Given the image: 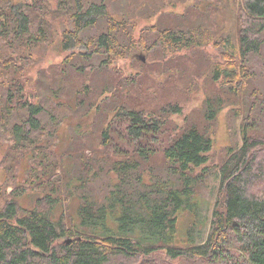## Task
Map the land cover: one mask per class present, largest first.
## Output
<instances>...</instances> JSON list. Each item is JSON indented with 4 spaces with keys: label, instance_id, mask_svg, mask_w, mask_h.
<instances>
[{
    "label": "rangeland",
    "instance_id": "rangeland-1",
    "mask_svg": "<svg viewBox=\"0 0 264 264\" xmlns=\"http://www.w3.org/2000/svg\"><path fill=\"white\" fill-rule=\"evenodd\" d=\"M60 1L0 0V7L7 13L15 4L29 15L31 28L27 35H33L30 40L0 37V59L17 60L23 70L16 78L25 86V97L35 104H47L60 121L57 134L56 125H51L49 119L46 129L35 135L37 142L45 146V162L56 165L53 174L32 162L31 151L12 150L11 123L1 126L0 209L13 198L12 193L18 187L25 189V195L18 199L22 210L33 209L38 198L57 187L62 204L56 207V217L64 215L67 227H74L78 201L71 193H76L80 181L87 183L96 197H103L115 177L112 162L134 154L135 143L124 134L125 125L116 116L124 105L162 119L159 142L154 145L156 155L149 166L163 177L167 174L163 149L184 130L194 125L213 138L209 162L197 171L203 175L197 193L201 214L198 229L206 236L213 209L221 204V166L232 151L243 145L245 130L250 137L264 140V107L252 108L256 99H264V45L260 54L248 56L256 73L254 80L243 82L238 88L227 85L223 79L216 80L213 74L215 67L226 64V56L239 48L242 0H110L113 16L120 19L122 15L120 22L129 20L126 32L122 27L114 32L122 43L134 40L138 44L107 64H103L105 54L93 55L86 47L62 50L64 31L71 28L72 0L66 8ZM36 6H44L46 15ZM13 14L8 17L11 31L18 26ZM192 27L203 30L205 37L200 46L173 51L159 42L157 30ZM101 29H91L87 35L95 36ZM43 33L46 39L36 44ZM3 72L4 69L1 73L7 78ZM0 87H4L1 76ZM54 90L60 92V99L53 96ZM108 90L112 92L107 93ZM210 98L223 101V109L214 121L205 116V101ZM175 107L181 110L180 114L169 112ZM1 114L0 110V117ZM13 120L19 119L14 115ZM105 132L110 138L105 139ZM256 157L264 163V152ZM192 221L191 215H182L180 238H186ZM67 240L72 241L68 237L60 243L68 245ZM227 262L202 258L173 260L160 251L147 258L120 257L107 264H249L235 248L231 249V261Z\"/></svg>",
    "mask_w": 264,
    "mask_h": 264
},
{
    "label": "trees",
    "instance_id": "trees-1",
    "mask_svg": "<svg viewBox=\"0 0 264 264\" xmlns=\"http://www.w3.org/2000/svg\"><path fill=\"white\" fill-rule=\"evenodd\" d=\"M68 2L61 0L60 4L66 8ZM71 3V28L64 31L63 51L86 47L93 55L105 54L107 61L103 64H107L113 57H123L126 51L137 46L134 40L122 43L114 32L120 27L126 32L129 20L120 22L122 15L120 19L113 16L110 0H72ZM37 9L46 15L44 6ZM6 11L0 7V37L6 40L33 38L32 34L27 35L31 28L29 15L15 4L8 13ZM11 12L18 23L13 31L9 29ZM241 17L243 31L239 48L226 56L227 63L218 64L213 73L216 80L223 79L227 85L238 88L256 77L248 56L260 54L264 45V0H242ZM95 28L104 30L95 36L87 35ZM157 31L161 45L173 51L200 46L205 37L198 27ZM43 35L36 39V44L46 39ZM0 66L7 77L0 72L4 86L0 87V128L10 122L14 140L11 149L31 151L32 162L53 174L56 165H52V161L45 162V146L37 142L35 135L46 129L49 119L51 125H56L57 134L59 118L47 104H35L25 97V86L16 78L23 68L16 59H0ZM51 93L60 99L58 90ZM256 105L264 107V99H256L252 108ZM205 107L207 120L214 121L223 109V101L210 98L205 101ZM169 112L180 114L181 110L175 107ZM14 115L19 120L12 121ZM118 115L125 125L124 134L135 143V151L131 156L112 162L115 177L107 193L96 197L88 184L80 181L76 193H71L78 205L76 219H73L75 225L69 228L64 215L56 217V207L62 204L57 187L38 198L36 207L26 210L19 207L18 201L25 195V189L16 188L13 198L0 209V264H107L120 257L147 258L160 251L173 260L202 258L228 263L233 248L247 263L264 264V163L256 157L264 152V140L250 137L245 130L243 145L232 151L221 166V204L213 209L209 232L203 236L198 229L201 214L197 202L203 175H198L197 171L209 162L213 138L194 125L184 130L163 149L166 178L149 166L156 155L154 145L159 142L162 119L124 105L119 107ZM104 136L110 138L106 132ZM183 214L194 218L185 239L180 238L178 228ZM68 237L72 239L70 244L60 243Z\"/></svg>",
    "mask_w": 264,
    "mask_h": 264
},
{
    "label": "water",
    "instance_id": "water-1",
    "mask_svg": "<svg viewBox=\"0 0 264 264\" xmlns=\"http://www.w3.org/2000/svg\"><path fill=\"white\" fill-rule=\"evenodd\" d=\"M70 242H71V240H67V241H66L67 244H70Z\"/></svg>",
    "mask_w": 264,
    "mask_h": 264
}]
</instances>
